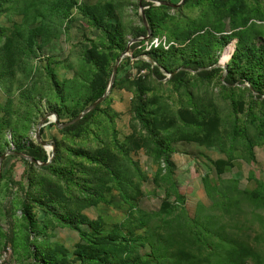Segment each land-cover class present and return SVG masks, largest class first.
Here are the masks:
<instances>
[{
    "label": "rangeland",
    "instance_id": "374dc122",
    "mask_svg": "<svg viewBox=\"0 0 264 264\" xmlns=\"http://www.w3.org/2000/svg\"><path fill=\"white\" fill-rule=\"evenodd\" d=\"M154 1L0 0V155L128 49L2 161L0 264H264V0Z\"/></svg>",
    "mask_w": 264,
    "mask_h": 264
},
{
    "label": "water",
    "instance_id": "95a60500",
    "mask_svg": "<svg viewBox=\"0 0 264 264\" xmlns=\"http://www.w3.org/2000/svg\"><path fill=\"white\" fill-rule=\"evenodd\" d=\"M157 5L159 6H164V7H169V8H172V9H178L182 6V4L185 2V0H182L179 4L177 5H173V4H170L168 2H165V1H154ZM141 16H142V21H143V25L144 27L146 28L147 32H148V35L150 34V30L147 26V18H146V14H145V9L141 6ZM127 52H128V49L116 60L115 62V65L112 69V72H111V76H110V80H109V83L107 85V88L105 90V93L103 94V96L98 99L95 103H93L89 108H87L86 110H84L78 117H76L74 120H72L71 122L69 123H66V124H62L59 120V117L58 115L56 114H47L43 117V119L38 123L37 127H36V130H35V134H34V138H35V141L37 142L38 145H40L41 147H44V148H53L52 151H53V156L52 158L49 160L48 163L44 164V163H40L39 161L27 156V155H24L22 153H17L15 151H6L4 152L2 155H0V180H1V164H2V161L4 160V158L6 156H9V155H12V156H18L22 159H24L26 162L30 163V164H35L37 166H41V167H45V166H48L50 165L52 162H53V159L55 157V154H56V147L55 145H50L49 143L47 142H44L40 139V129L43 127L44 123L46 121H51L53 123H55L57 125V127L59 129H65V128H69L75 124H77L78 122H80L82 119H84L88 114L92 113L93 111H95L103 102L104 100L108 97V95L110 94L111 90H112V86L115 82V78H116V75L118 73V66L120 64V62L125 59L126 57H128L127 55ZM151 66H155L156 64L153 63L152 61H149ZM220 65H216V66H213V67H208V68H202L196 72L194 71H191V70H188L189 72L191 73H194L196 74L197 72H200V71H203V70H211L213 68H219ZM180 70H183V69H180ZM226 74V72H225ZM172 76V74L169 73V76L168 78H170ZM224 78V77H223ZM222 78V80H223ZM245 87V86H244Z\"/></svg>",
    "mask_w": 264,
    "mask_h": 264
},
{
    "label": "trees",
    "instance_id": "16d2710c",
    "mask_svg": "<svg viewBox=\"0 0 264 264\" xmlns=\"http://www.w3.org/2000/svg\"><path fill=\"white\" fill-rule=\"evenodd\" d=\"M145 3L146 2H144L143 4H145ZM162 7L165 8L164 6H162ZM146 18H147L146 21H147L149 27L151 28L150 16L147 15ZM147 34H148L147 30L144 29L143 32H142V34L140 36L141 37H145ZM148 57H149L150 61H152L153 63L156 64L157 58H156V55H155L154 52L148 53ZM139 64H143V65H146V66L148 65L147 63H144L141 60H139V61L136 62V65H139ZM202 68H205V67H201L199 64H197L195 62H193V63H185V64L182 65L181 68H179V69H177L175 71L170 72V74H172V76L170 77V81H172V82H180L183 79V77L185 76V74L187 72H189L188 70H191V71L196 72V71H198V70H200ZM180 69H183V70H180ZM214 69L215 68H213L211 70H203V71L197 72L196 75L199 76V77H201V78H209V77H211L214 74V72H215ZM151 75L154 78H156L157 80H162V79L165 78V76L163 75V73L161 71V68L157 64L151 68ZM231 76H232L231 73H227L226 80H225L227 83H230L231 84ZM246 82L248 83V81H246ZM261 86H262V84L260 85L258 83H253L252 82L250 84V90L251 91H254V92L258 93V95H260ZM102 96L103 95H101V97ZM140 103H141V100H140ZM139 108L140 109L137 110V117H138V119L140 120V122L142 123V125L147 129V131L149 132L150 136L153 138L154 143L156 144L159 153L162 154V155H165L167 153L166 149L163 147V144L162 143H159L157 141V138H156L155 133L151 129H149V125L145 122V120H144V118L142 116L141 106H139ZM95 111H93L92 113L88 114L84 119H82L77 124H75V125H73V126H71L69 128H66L65 131H72V130H75L78 127L86 124L92 118V116L94 115ZM33 153H34V156L31 157V158H33V159H35V160H37V161L40 162V160H41V158H40L41 153L38 150H35ZM166 162H167L168 165H170V163L168 162V160H166ZM46 163H48V162H45L44 164H46ZM48 166H45L43 168H48Z\"/></svg>",
    "mask_w": 264,
    "mask_h": 264
},
{
    "label": "bare ground",
    "instance_id": "6f19581e",
    "mask_svg": "<svg viewBox=\"0 0 264 264\" xmlns=\"http://www.w3.org/2000/svg\"><path fill=\"white\" fill-rule=\"evenodd\" d=\"M48 150H50V148H47Z\"/></svg>",
    "mask_w": 264,
    "mask_h": 264
}]
</instances>
